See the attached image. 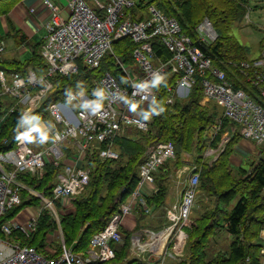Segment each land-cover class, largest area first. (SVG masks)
<instances>
[{
  "label": "built area",
  "instance_id": "built-area-1",
  "mask_svg": "<svg viewBox=\"0 0 264 264\" xmlns=\"http://www.w3.org/2000/svg\"><path fill=\"white\" fill-rule=\"evenodd\" d=\"M90 1L96 9L91 8L86 0H68L65 7H58L53 0H39L49 13L44 23L46 35L39 47L43 63L27 66L22 71L0 69V106L8 109V113L18 110L24 118L34 113L42 115L37 122L15 130L13 147L0 152V218L19 204L22 191H27L44 202L58 223L62 237L58 257H47L35 247L0 238V264H105L115 258L114 245L122 246L123 230L133 231L129 237V249L137 254L147 253L146 260L150 264H165L166 257L177 263L182 261V248L187 238L184 225L199 186L196 167L182 189L179 203L168 209L166 225L157 231L150 228L136 231L133 230L134 222L127 223V217L136 205L145 213L149 212L142 189L152 185L155 172L175 156V146L170 141L148 147L139 167L137 186L110 217L105 228L92 235L83 253H74L65 246L59 212L53 203V200L60 203L61 213L73 211L75 197L89 182V169L84 166L89 148L103 145L98 151L99 157L115 159L118 157L113 148L115 138L129 136V128L148 130L150 123L146 116L167 74L174 82L166 88L167 104L174 103L177 96H184L197 77L203 78V103L213 102L221 109L214 133L219 131L222 119H228L237 125L241 138L258 146L264 145V107L259 102L264 100V52L257 58L234 64L253 87L250 91L236 89L197 45L209 44L217 37L209 19L204 18L195 27L193 40L183 33L175 18L166 16L153 5L146 7L144 15L141 8L135 14L127 12L136 7L134 0ZM124 38H129L135 45L129 52L132 63L117 55L111 59L123 79L119 81L109 71L99 75V70H94L101 67L106 55L113 54L114 42ZM153 39L167 49L170 53L168 59L155 53ZM2 43L0 57L3 58ZM153 61L159 65L154 66ZM135 65L139 67L140 75L135 72ZM82 67L97 74L89 79L90 88L83 79L77 81L71 90L55 95L54 78L77 74ZM78 87L81 90L75 91ZM50 96L55 98L48 101ZM33 131L43 145L38 151L26 143ZM232 134L233 130L229 128L217 148L209 149L207 153L215 158ZM58 164L61 170L56 174L52 198L44 197L21 179L23 175L42 178L47 165ZM40 211L36 215H26L22 221L13 218L4 222L0 231L11 235L18 230L30 236L36 228ZM52 234L54 232L48 235L45 251L54 255L56 248L52 247L53 240H49ZM261 237L264 240L263 230ZM260 255L264 264V246Z\"/></svg>",
  "mask_w": 264,
  "mask_h": 264
},
{
  "label": "trees",
  "instance_id": "trees-1",
  "mask_svg": "<svg viewBox=\"0 0 264 264\" xmlns=\"http://www.w3.org/2000/svg\"><path fill=\"white\" fill-rule=\"evenodd\" d=\"M19 1L21 0H1L0 5L4 2L7 4L0 7V15L7 14ZM226 1L229 2L223 4L219 0H149L145 5L141 1L127 12L135 14L141 8L143 14L146 15V7L153 5L166 16L175 18L181 25L183 33L193 40L196 37L195 27L205 17L209 18L215 27L217 37L209 44L197 43V45L211 58L213 66L225 73L234 88L250 91L253 87L246 82L234 65L240 61L249 60L251 58L250 49L231 35L230 31L232 27L237 26L236 23L244 22L250 5L256 0H223V2ZM260 1L264 2V0H257V2ZM223 8H228V10H222ZM256 8L257 5L254 4L253 9ZM141 17L143 18V15ZM3 39L4 37L0 36V44ZM134 46L129 38H124L114 42L113 51L115 50V53L123 57L127 56L125 61L132 63L129 52ZM39 47L40 44L34 48L26 63L17 58L0 57V69L7 72L22 71L27 66L41 65L43 59L39 53ZM258 49L259 54L264 52V26L261 30ZM153 50L164 59L170 57L167 49L154 39ZM110 56L106 55L101 67L94 71L99 70L97 72L99 75L101 72L109 71L121 81L122 75L114 67ZM92 73H94L93 70L82 67L77 74L55 77V95L71 90L77 81L83 79L86 86L90 88L89 79L94 75ZM202 79L197 77L195 83L186 92V94L189 93L186 99L182 100L177 97L174 103L167 104L165 102L166 88L171 84L174 85L173 79L167 74L159 85L158 96L153 105L152 127L149 126L147 131L131 128V135L115 138L113 148L118 153L117 158H100L98 151L103 145L92 146L88 149L84 166L89 169V182L75 197L73 211L61 213L60 203L53 200L59 212V225L67 248L72 249L74 253H83L88 248L92 235L105 228L110 217L119 210L120 204L126 201L137 186L140 178L139 167L145 159L149 145L170 141L175 146V157L165 162L166 164L164 163L154 174L155 190L144 195L147 206L152 209L154 206L156 208L161 206L166 195L167 183L173 174L166 168V165L169 161L170 163L175 162L181 157L182 150L187 149V138L191 137L196 149L199 150L195 158L197 161L194 163L196 171H199L198 194L200 191L202 196L197 195L196 198H199L200 203L206 194L205 198H208L212 208L206 207L204 212L194 218L190 216L184 225L187 238L182 253L183 259L176 264H262L260 249L264 246V240L261 237V231L264 229V145L260 146V157L249 170L242 166L237 169L232 167L229 159L233 152L232 145L240 138L236 129L237 125L228 119H222L219 131L206 137V130L219 112L215 108H210L209 104L201 103ZM54 98L55 96H50L48 101ZM259 102L264 107V100ZM41 117L42 115L34 113L24 118L20 111L15 110L8 113V109L0 106V152L13 147L15 130L25 124L35 123ZM229 128L233 130V134L223 151L219 152L215 158L205 156L207 150L217 148L222 134ZM60 170L61 165L59 164L47 165L42 178L23 175L21 179L32 189L42 193L44 197L52 198V189L57 180L56 174ZM40 202V198L29 195L27 191H22L20 203L7 210L0 218V225L13 219L24 206L38 205ZM136 209L139 219L136 220L133 230H138L139 220L146 217L139 205ZM58 228V223L50 210L43 205L37 217L36 228L30 236H25L18 230H14L11 236L19 241V244L35 247L38 252L47 257H58L61 253V244L56 247L54 255L45 251L48 235L57 231ZM122 232L124 242L122 246L114 245L116 255L113 260L126 261L130 252L129 237L133 231L123 230ZM222 232L227 233L230 243L227 247H219L215 253H212L211 243L214 247L218 245L215 241V234L219 235ZM0 234L3 235L1 231ZM210 239L213 241L211 242ZM127 264H141V261L133 259Z\"/></svg>",
  "mask_w": 264,
  "mask_h": 264
},
{
  "label": "rangeland",
  "instance_id": "rangeland-1",
  "mask_svg": "<svg viewBox=\"0 0 264 264\" xmlns=\"http://www.w3.org/2000/svg\"><path fill=\"white\" fill-rule=\"evenodd\" d=\"M86 1L91 8L96 9V6L90 0H86ZM134 1L137 4L142 1L143 5H145L148 3L149 0H134ZM219 1L222 2L223 4L229 2V1L223 2V0H219ZM64 3L66 4V2H64ZM5 4H7V2H4L3 5H0V7L2 8ZM54 4H56L59 7V5L57 3L54 2ZM254 4L257 5L256 9H253ZM222 10H228V8H223ZM127 17H128V15H127ZM207 19H209V18H207ZM236 25L237 26H234L231 28V31H230L231 35H233L240 43L246 45L250 49V57L251 58H257L259 55L258 43H259V39L261 37V30L263 29V26H264V2L263 1L257 2V0L253 1V4L250 5V9H249L248 13H246V15H245L244 22L236 23ZM213 27H214V25H213ZM12 40L13 39L10 40V37H6L3 39L2 44L4 45V51L2 54H3L4 59H11L12 58V55L10 53L11 50L13 49V45H11ZM4 42L6 43V46H5ZM29 46L31 48V45L27 44V46H23L21 49H19V50H22V49L26 48L27 50L24 51L23 53L20 52L21 54H18V56L16 55L15 58H18L23 63L28 62L29 58L32 54L31 50L28 51ZM109 55H111L110 56L111 59L114 57V55L123 57L121 54L115 53V50L113 51V54L111 53ZM125 57H127V56H124L123 58L125 59ZM153 65L158 66L159 64L157 61H153ZM134 69H135V72L137 73V75L141 74V72L139 71V67L137 65L134 66ZM94 75L97 76V74H95V73H94ZM78 90H81V88L78 87L75 89V91H78ZM188 94L189 93H187L184 96H177V97L182 98V100H184L187 98ZM60 99L63 100V97L61 96ZM201 103L203 105L209 104L210 108H212V109L215 108V109H217V111L219 113L221 112V109L218 106H216L213 102L203 103V101L201 99ZM204 108H206V109L208 108L209 110H211L209 107H204ZM153 109H154V106H151L150 110L148 111L149 114L146 116L147 120L150 123V127H152L151 124L153 123ZM219 115L220 114H218V113L216 114V116L214 117L210 127L206 130V137L212 136V134L215 132L214 126H215V124L219 118ZM130 130H131V128H129L127 130L128 135H131ZM224 134H225V132L222 134L221 139L224 137ZM238 141H239V139H237L236 142L232 145L233 150H234L236 144L238 143ZM251 142H253V141H251ZM26 143L34 151H38V150L43 148V145L39 142V139H37L35 136V131H33L32 134L27 137ZM150 145H153V144H150ZM186 147H187V149L182 150L180 158H178L175 162L170 163V161H169L168 164L169 163L170 164L166 165V168L168 170H170V172H173V178L170 179L171 182L174 180L182 179L184 184L187 183L189 180V177L191 175V171H192L193 167L196 166L194 161H197V159H195V158H197V153H199V150L196 149V146L193 144L191 137L187 138ZM205 154H206L205 156H207V157L212 155V154L207 153V152ZM259 157H260V149H259V153L257 152V154H253L252 156L247 155L245 157L240 158L241 159L240 164H239V161L237 159L233 158L232 167L234 169H237L239 166H242V168L249 170L252 167L253 163H255ZM171 159H168V160H171ZM168 160H166L165 162H167ZM160 167H159V169H160ZM157 172H155V174ZM197 195L200 197L202 196L200 191H199V194L197 193ZM205 197H207L206 194H205ZM205 197L203 196V201L200 203L198 202L199 198H195V201H194L195 204L193 203V205H192L193 209L190 210L189 218H190V216H191V218L199 216L200 213L205 211L206 207L208 209L212 208L208 202V198L206 199ZM43 205H45V204L42 200L40 203H38V205H26L18 212V214L14 218H17V220L22 221L26 217V215H36L38 210L41 209L43 207ZM132 213L134 215H138V217H139V213H138L137 209H133ZM144 216H146V217L148 216L147 220L151 224V220L149 219L150 215L146 213V214H144ZM143 222L144 221L140 222L141 224H139V226H140L139 229H142L141 225ZM153 223H156V221H154ZM144 226H145V228H151L155 231H157V229H159V227H156L154 225L144 224ZM228 237L229 236L227 235V233H223V232L219 235L215 234V241L218 243V245H217V247H214L213 246L214 244L211 243V248L213 249L212 253H215L219 249V247L220 248L227 247L228 244L230 243V239ZM0 238L5 240V241H8V242L19 243V241H17L11 235L0 234ZM61 239H62L61 233L58 230L55 231L51 237H49L50 241L53 240L52 247H54V248H56L59 244H61ZM210 241L212 242L213 239L212 240L210 239ZM147 256H148L147 253L137 254L136 252L130 250L126 261L112 260V261H109L108 263H105V264H127V262H129L133 259H138V262L141 261V264H146L147 262H148L147 264H150V262L146 260ZM165 264H176V262L172 258L166 257Z\"/></svg>",
  "mask_w": 264,
  "mask_h": 264
},
{
  "label": "crops",
  "instance_id": "crops-1",
  "mask_svg": "<svg viewBox=\"0 0 264 264\" xmlns=\"http://www.w3.org/2000/svg\"><path fill=\"white\" fill-rule=\"evenodd\" d=\"M53 1L57 3L59 7H65L68 0H53ZM64 2H66V4ZM48 16H49L48 11L39 2V0H21L18 3L14 4L7 14L0 15V36H3L4 38L10 37V40L13 39L11 42V45H13V49L10 52L12 58H15L16 55L18 56V54H21L27 50L26 48H24L22 49L21 53L18 52L19 49H21L23 46H27V44L31 45V48L29 46L28 51L31 50L33 52L34 48L38 44L42 43L46 35V29L44 23L47 21ZM259 149L260 146L256 145L254 142H251L250 140H246L240 137L233 152L229 156L230 162L232 164L233 158H235L239 161L240 164L241 161L240 158L245 157L247 155L252 156L253 154H257V152L259 153ZM172 178H173V174L171 175L170 179ZM184 185L185 184L182 181V179L174 180L172 182L171 180H169L166 186L167 191L163 200V204L158 208H156V206L153 205L154 209L150 207L149 213L147 214L150 215L149 219L151 220V224L147 220L148 219L147 216L145 218H142V220H139V224H141L140 223L141 221H144L141 227L145 228L144 224L154 225L159 228L163 227V225H166L168 223V218H167L168 209L171 208L173 205L179 203L181 192ZM155 187L156 184L154 183L152 185H146L142 189L143 193L150 194L155 190ZM137 207L138 206L136 205L135 209ZM137 219H139L138 215H134L131 212L130 215L127 217V223L133 224L132 222H134V224H136ZM154 221H156V223H153ZM183 249H182V253H183Z\"/></svg>",
  "mask_w": 264,
  "mask_h": 264
},
{
  "label": "bare ground",
  "instance_id": "bare-ground-1",
  "mask_svg": "<svg viewBox=\"0 0 264 264\" xmlns=\"http://www.w3.org/2000/svg\"><path fill=\"white\" fill-rule=\"evenodd\" d=\"M263 235H264V229H263Z\"/></svg>",
  "mask_w": 264,
  "mask_h": 264
},
{
  "label": "water",
  "instance_id": "water-1",
  "mask_svg": "<svg viewBox=\"0 0 264 264\" xmlns=\"http://www.w3.org/2000/svg\"><path fill=\"white\" fill-rule=\"evenodd\" d=\"M1 1V0H0Z\"/></svg>",
  "mask_w": 264,
  "mask_h": 264
}]
</instances>
